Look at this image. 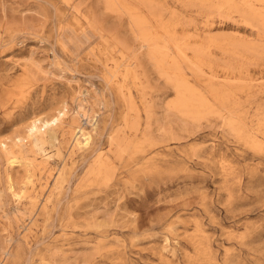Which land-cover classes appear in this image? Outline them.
I'll list each match as a JSON object with an SVG mask.
<instances>
[{
  "label": "rangeland",
  "instance_id": "rangeland-1",
  "mask_svg": "<svg viewBox=\"0 0 264 264\" xmlns=\"http://www.w3.org/2000/svg\"><path fill=\"white\" fill-rule=\"evenodd\" d=\"M0 264H264V0H0Z\"/></svg>",
  "mask_w": 264,
  "mask_h": 264
},
{
  "label": "bare ground",
  "instance_id": "bare-ground-1",
  "mask_svg": "<svg viewBox=\"0 0 264 264\" xmlns=\"http://www.w3.org/2000/svg\"><path fill=\"white\" fill-rule=\"evenodd\" d=\"M169 47V46H168ZM165 48H167V47H165ZM168 49V48H167Z\"/></svg>",
  "mask_w": 264,
  "mask_h": 264
}]
</instances>
